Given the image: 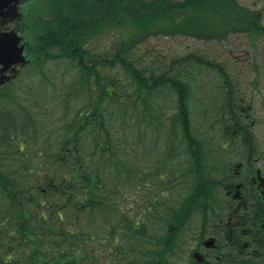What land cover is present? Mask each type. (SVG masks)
Here are the masks:
<instances>
[{"label": "trees", "instance_id": "1", "mask_svg": "<svg viewBox=\"0 0 264 264\" xmlns=\"http://www.w3.org/2000/svg\"><path fill=\"white\" fill-rule=\"evenodd\" d=\"M211 3L29 0V64L0 87V264H195L211 181L198 154L180 169L178 148L204 142L182 68L198 59L166 68L141 51L159 34L207 40ZM21 84L35 96L15 98ZM53 92L62 109L48 115ZM223 259L213 264H243Z\"/></svg>", "mask_w": 264, "mask_h": 264}, {"label": "flooded vegetation", "instance_id": "2", "mask_svg": "<svg viewBox=\"0 0 264 264\" xmlns=\"http://www.w3.org/2000/svg\"><path fill=\"white\" fill-rule=\"evenodd\" d=\"M210 1L208 38L200 40L207 45L194 62L209 77L196 78L208 94L197 117L206 129L196 122L194 135L203 132L205 141L199 151L196 143L191 158L178 148L179 168L184 162L193 172L198 154L211 181L214 214L201 235L202 264L223 261V255L264 264V0ZM21 4L18 14L0 18V34L18 30ZM206 239L213 241L210 249L203 247Z\"/></svg>", "mask_w": 264, "mask_h": 264}, {"label": "rangeland", "instance_id": "3", "mask_svg": "<svg viewBox=\"0 0 264 264\" xmlns=\"http://www.w3.org/2000/svg\"><path fill=\"white\" fill-rule=\"evenodd\" d=\"M207 43L200 42V40H195L192 37L188 36H166V35H157V36H152L150 37L144 44L143 50L141 51V54L144 55V59L147 62L154 61V64L157 66H164L168 67L169 62L173 58H178V57H184L188 56L190 54H197L199 51L204 50L206 48ZM196 63L190 62L189 64L182 66L186 67L185 68V73L190 75L192 77V81L190 82V99H189V106H190V111H191V119L196 120L199 123V126L201 127V130L206 129V121H203L201 118H198L196 116V103L197 100L199 102H203L207 100V86L204 85L199 88L197 85V80L202 79L203 81L206 82L205 78H209L208 74L205 73V71H200V70H195L196 69ZM197 72L200 73L199 76H197ZM196 74V76H195ZM20 77V76H19ZM17 84V81H16ZM200 89V90H199ZM15 90V98H18L19 94L26 93L31 95L32 97L35 96V91L34 89H26L24 88L23 84L17 85L14 87ZM52 101L54 103H51L52 101L49 100V104L47 105V110L46 113L49 115V112L54 111L55 114L57 115V112H59L62 109V97L58 95L57 92H53L52 94ZM49 98V95H48ZM171 96L167 93H164L160 97V102L164 105H169V100ZM204 98V99H200ZM50 99V98H49ZM197 125V124H196ZM148 146V143L145 142V147ZM152 144H149L147 147L150 148ZM198 229H192L187 236V241L189 242V246L191 248L195 247L196 245V240L195 238L198 236ZM188 254L184 255V258H186ZM184 264H187L186 259L183 260Z\"/></svg>", "mask_w": 264, "mask_h": 264}, {"label": "water", "instance_id": "4", "mask_svg": "<svg viewBox=\"0 0 264 264\" xmlns=\"http://www.w3.org/2000/svg\"><path fill=\"white\" fill-rule=\"evenodd\" d=\"M18 0H0V18H5L12 14H16V6ZM20 37L16 35L14 30L0 34V86L10 80L8 75H3L5 72H15L17 65H25L27 60L23 55L24 45L20 44ZM206 248L213 246L212 240L204 242ZM192 258L202 263L204 258L198 253L194 252Z\"/></svg>", "mask_w": 264, "mask_h": 264}]
</instances>
